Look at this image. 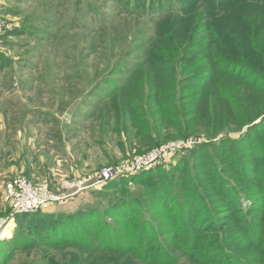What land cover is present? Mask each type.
Here are the masks:
<instances>
[{
    "label": "trees",
    "instance_id": "1",
    "mask_svg": "<svg viewBox=\"0 0 264 264\" xmlns=\"http://www.w3.org/2000/svg\"><path fill=\"white\" fill-rule=\"evenodd\" d=\"M198 1L124 0L121 9L142 12L159 33L145 42L149 55L104 100L126 118V132L132 128L142 147L136 152L146 150L141 154L196 132L217 136L230 129L239 136L223 133L175 163L106 185L114 190L106 216L91 209L16 214L13 236L0 240V264L34 245L76 248L69 264H264V64L258 63L264 62V7L246 17L245 53L233 26L211 15L233 0H207L206 9ZM235 1L264 6V0ZM220 25L237 54L225 51ZM24 32L21 20L0 37L6 42ZM15 61L0 51V72ZM107 216L117 226H108Z\"/></svg>",
    "mask_w": 264,
    "mask_h": 264
},
{
    "label": "rangeland",
    "instance_id": "2",
    "mask_svg": "<svg viewBox=\"0 0 264 264\" xmlns=\"http://www.w3.org/2000/svg\"><path fill=\"white\" fill-rule=\"evenodd\" d=\"M254 5L244 8L233 0L216 13L207 9L215 18L225 19L222 26H233L232 33L237 35L238 44L242 41L245 53L249 52L246 17L255 16L257 8L264 7L261 3ZM124 6V0H22L25 32L22 37H8L5 42L8 53L16 62L19 59V67L16 72L11 67L0 74V93H4L0 95V125H15V131L22 128L23 154L34 158L35 166L12 177L6 185L10 191L7 201L5 195L2 199L7 205L10 199L12 206L0 213V240L10 239L14 234L13 229V234L2 235L3 229L10 230V220L17 214L12 218L22 176L39 189L69 195L44 211L60 215L91 209L102 216L108 215L106 208L114 191L105 186L121 177L134 176L124 172L123 167L146 150L136 152L142 147L133 129L128 127L130 133L126 132V118L110 112L108 98L104 99L115 84L127 80L129 71L149 55L150 45L145 42L159 30L142 12L128 15L120 8ZM207 6L205 0L198 8ZM222 26L219 36L225 51L237 54L238 49L235 50ZM260 27H264V22ZM259 40L264 43V38ZM20 78L22 86L17 83ZM149 119L151 123L155 120L152 112ZM229 130L223 131L225 136L240 134ZM222 134L217 137L196 132L189 137L211 143ZM171 135H177V131L172 130ZM178 139L181 138L167 143ZM183 153L191 151L177 153L163 164L179 161ZM186 154L183 156H189ZM110 167L121 172L105 178L104 170ZM130 187L131 193L137 195L136 187L131 183ZM152 219L159 224V216ZM107 221L108 226H117L115 218L107 216ZM75 251L76 248L68 246L55 250L34 245L15 251L7 264H69Z\"/></svg>",
    "mask_w": 264,
    "mask_h": 264
},
{
    "label": "built area",
    "instance_id": "3",
    "mask_svg": "<svg viewBox=\"0 0 264 264\" xmlns=\"http://www.w3.org/2000/svg\"><path fill=\"white\" fill-rule=\"evenodd\" d=\"M18 25L19 24L16 20L0 15V34H7ZM202 142L203 138L194 137L163 144L150 150L146 154L135 156L129 164L126 163L127 165L123 167L124 172H127L130 175H135L157 164L167 163L175 157L177 153L193 149ZM120 172L121 171L116 169V167H110L104 170V176L105 178H108L111 175H116ZM68 196V194L58 195L49 192L46 189H39L35 187L25 176H22L18 184L17 202L15 203L16 209L11 216L13 218L16 213H31L40 209H46L54 203H62L66 200V198H68ZM4 230L5 229H3V231Z\"/></svg>",
    "mask_w": 264,
    "mask_h": 264
},
{
    "label": "crops",
    "instance_id": "4",
    "mask_svg": "<svg viewBox=\"0 0 264 264\" xmlns=\"http://www.w3.org/2000/svg\"><path fill=\"white\" fill-rule=\"evenodd\" d=\"M24 13L25 11H23L22 13V0H0V15L13 20H19L20 22L18 21L17 22L18 24H20L22 20V14ZM8 37L10 36L8 35ZM4 40L5 39L0 37V51L4 52L6 56L10 57L11 55L8 53V49L6 48ZM14 60L16 59L14 58ZM18 61L17 62L15 61L14 66L11 65L7 68L13 67V69L16 72L17 68L19 67L16 64L18 63ZM3 71H1L0 74H2ZM17 83L18 85L20 84V86H22V78L17 79ZM2 94L4 93L1 92L0 95ZM1 131H3L5 134L1 135ZM23 142L24 141H22V128H20L18 131H15V125H0V213L10 208V206H12V203H10V199L8 205L7 203H5V201L3 202L2 199L4 198L3 195H5L6 198L7 192L10 191V190L7 191V186H6L9 179H11L16 175L22 174L23 172L30 170L35 166L34 158L25 157L23 154L24 153V149L22 148ZM9 225H10L9 234H13V229L15 226L14 220L12 221L10 220Z\"/></svg>",
    "mask_w": 264,
    "mask_h": 264
},
{
    "label": "bare ground",
    "instance_id": "5",
    "mask_svg": "<svg viewBox=\"0 0 264 264\" xmlns=\"http://www.w3.org/2000/svg\"><path fill=\"white\" fill-rule=\"evenodd\" d=\"M10 226V225H9ZM7 229V228H6ZM4 230L5 232H3V236H7V234L9 233V231L8 230Z\"/></svg>",
    "mask_w": 264,
    "mask_h": 264
}]
</instances>
